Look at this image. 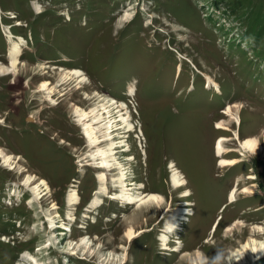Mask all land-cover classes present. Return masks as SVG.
I'll use <instances>...</instances> for the list:
<instances>
[{
    "label": "rangeland",
    "instance_id": "374dc122",
    "mask_svg": "<svg viewBox=\"0 0 264 264\" xmlns=\"http://www.w3.org/2000/svg\"><path fill=\"white\" fill-rule=\"evenodd\" d=\"M21 37L19 71L0 74V264H200L199 255L212 264L220 251L222 264H264L253 248L264 242V152L240 145H264V0H0V63ZM71 69L84 80L62 83ZM44 80L52 95L39 91ZM111 103L129 107L135 132L113 129L102 148L122 143L112 163L124 165L132 192L157 193L161 205L111 200L114 170L103 203L90 208L99 149L77 110L99 107L106 121ZM222 135L238 150L225 155L239 158L234 165H218ZM175 170L188 182L178 189ZM177 209L189 214L164 232Z\"/></svg>",
    "mask_w": 264,
    "mask_h": 264
},
{
    "label": "bare ground",
    "instance_id": "6f19581e",
    "mask_svg": "<svg viewBox=\"0 0 264 264\" xmlns=\"http://www.w3.org/2000/svg\"><path fill=\"white\" fill-rule=\"evenodd\" d=\"M17 24L20 25V22H18ZM9 37L12 38L13 36L9 35ZM25 44H26V40H24V38H22V37L19 39H16V40L9 39V46H8L9 64L7 66H5L2 63H0V74H16L19 71L18 68H19V65L21 64V60H20L19 56L22 54ZM77 77H79L78 80H80V78L82 77V72H80L77 69L68 70L62 75V78H63L62 83L68 82V81L75 79ZM83 80H84V78L81 79L80 82H82ZM39 91H45L49 95H52V93L55 91V89L53 87H51V84L48 80H44L43 83L40 85ZM132 93H133V91H132ZM110 106H112V103L110 104ZM117 107H120V108H117ZM126 108L127 107L125 104H121L120 106H115V107L111 108L112 110L111 109L107 110L108 108L106 106H104L102 108V110L103 111L105 110V112L109 113V115L107 117L108 119H106V121L104 120V116L102 115L104 112L99 113V116L95 115V114H97L95 111L98 110L99 107H98V109H97V107L92 108L90 111L80 110V109L77 110V113H78L77 115L79 117L78 122L80 124H82V126H83L84 137H86V140L90 144L91 148L98 147V149H99L98 152L95 153L94 159L99 162V164L96 165L95 168L98 169L97 170V172H98L97 173V180L100 183V185H99V189L97 191L98 195H96L93 198V200L91 201L90 208H96L101 203H103V199L99 196H105L108 193V191H107L108 178H107L106 171L111 172L114 170L117 171V174H119L120 176L114 178L112 181L113 182L112 186L116 190H118L116 192V194L111 195L112 198L118 199L121 202L127 201L129 204L140 203V205H141V204H146V203H150V202H155L157 205H161L163 203V197L157 193L145 194L144 192H139V191L138 192H134V191L132 192V190L136 189L135 187H133L135 185V183H134V181L130 182V184L127 183V176H126L127 174L125 172L124 165L118 164V163H112V161L115 160L114 154L116 151H114V150L117 148V146L121 147L122 143L117 144V142H116V143L111 144L109 150H105L102 148V145L107 143L108 142L107 140H110V137H111L110 134L114 130H121V129L126 127V129H124L125 131H123L121 133H127V132H130V129H133L132 124H130L128 122L129 117H125V115L128 113V111L124 112V110ZM112 111L113 112L116 111L118 113V115L114 116ZM229 112H232L231 107L229 110H227L228 114H230ZM98 124L104 125V128H106L105 130H100V132L102 133L101 136L97 135V133H99L96 131L97 127L99 126ZM218 126L222 127L221 123ZM99 135H100V133H99ZM228 139H229L228 137H225L222 135V136L218 137L217 141H216L215 151H216V155L218 157H220V162H219L220 166L234 165L239 161V158H237V157H234V158H226L225 157V155H227L230 152L238 151L237 149H233V148L230 149V148H227L224 146V142ZM240 145L243 148V150L255 152L257 149H260V150H262V152H264V145H260L258 140L254 137H248V138H245L244 140H240ZM241 155H243V152H241ZM9 157H7V159H9ZM104 169H106V170H104ZM34 183H35L34 178H32V177L27 178L26 185L32 186ZM187 183L188 182L185 179V177H181L180 173H178V171L175 170V173L172 176L173 187L178 189V188H181L182 186H185V184H187ZM41 184H44L47 186L46 180H42ZM142 185H143V183H142ZM75 186H76L75 184H72V188L68 194V203L71 207L73 205H75L76 203H78V201H79L78 200L79 195H78V192H76ZM142 187L143 186H141V188ZM47 188H48V186H47ZM32 189L31 190L35 192V193L33 192L34 197L39 199L41 197L40 194L42 192L41 185L36 184V185H34V187H32ZM237 191H238L237 186L231 190L230 195H229V202H233L236 200ZM244 191L246 192L249 190L244 189ZM189 194H190V191H186V192H184L183 196H187ZM34 201H35L34 198H32L30 203H34ZM90 210L91 209H88V211H90ZM187 213H188V211L186 212V209H177V211L173 214V217L168 222V224H176L181 219L184 220L183 217L178 218V216L182 215V214H187ZM47 219L50 223V226L52 228H54L55 227L54 217L51 214H49ZM63 223H65L64 220L62 221V224ZM216 224H217V221L214 222V224L212 226V231L214 230ZM229 228L231 229L232 226H230ZM163 230H164V232H166V228H164ZM56 233L61 234L60 231L59 232L55 231L54 235ZM135 236H136V231H134V227H130L129 230L127 231L126 237L129 240H132ZM253 242L256 243L255 240H253ZM81 245H85V247L88 246V241L84 238L81 241L80 246ZM51 246H53V245L50 241V242H48V244L45 247L49 248ZM45 247L39 248L38 250H41ZM244 247L246 248L247 244H245ZM253 248L256 251V253L258 254V256H260V257L263 256L264 242L260 243V245L254 244ZM241 254H243V253H241ZM199 261H200V264H207V261L201 255H199ZM240 262H241V260H240ZM240 264H244V263L241 262Z\"/></svg>",
    "mask_w": 264,
    "mask_h": 264
},
{
    "label": "clouds",
    "instance_id": "9594fccd",
    "mask_svg": "<svg viewBox=\"0 0 264 264\" xmlns=\"http://www.w3.org/2000/svg\"><path fill=\"white\" fill-rule=\"evenodd\" d=\"M176 228H177V225L168 224L166 225V232L172 233L176 230ZM157 239L160 241V247L163 249L168 237L166 235H160L157 237ZM222 260H223V252L220 251L215 256L214 260L212 261V264H222Z\"/></svg>",
    "mask_w": 264,
    "mask_h": 264
}]
</instances>
